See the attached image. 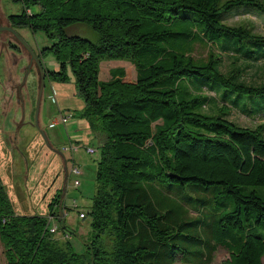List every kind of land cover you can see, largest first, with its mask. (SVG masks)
Masks as SVG:
<instances>
[{"label": "trees", "instance_id": "16d2710c", "mask_svg": "<svg viewBox=\"0 0 264 264\" xmlns=\"http://www.w3.org/2000/svg\"><path fill=\"white\" fill-rule=\"evenodd\" d=\"M14 1L22 7L9 20L44 30L51 43L41 50L60 62L59 70L45 72L67 81L70 64L85 102L82 115L102 140L88 212L92 233L83 252L75 250L73 230L60 218L66 208L60 195L49 202V213L64 222L62 230L70 234L64 239L50 230L47 214L16 212L0 177L7 264H211L219 246L228 249L230 264H263L264 234L252 228L264 222V122L249 126L230 119L228 92L250 94L244 113L264 116L254 110L256 102L264 109V81L242 75V68L264 60V33L226 17L241 11L264 16V0ZM31 6L37 8L27 11ZM79 22L96 30L98 40L68 31ZM200 44L246 63L224 72L218 54H194ZM104 59L130 60L136 80H125L124 68L100 79ZM186 77H198L192 86L207 93L178 97ZM218 85L225 100L204 110ZM149 182L179 190L191 182L198 195L186 199L196 215L179 218L159 207Z\"/></svg>", "mask_w": 264, "mask_h": 264}, {"label": "rangeland", "instance_id": "374dc122", "mask_svg": "<svg viewBox=\"0 0 264 264\" xmlns=\"http://www.w3.org/2000/svg\"><path fill=\"white\" fill-rule=\"evenodd\" d=\"M21 7L19 1L0 0V24L7 25L9 14L19 12ZM36 8L35 6L27 7V11ZM189 11V9H183L182 13ZM226 20L232 24L247 22L256 31L264 33V16L255 12H233L228 14ZM14 29L27 41L39 58L41 57L44 69H60V62L54 53L50 50L46 52L41 50L51 43L43 29L32 30L25 25H15ZM68 31L79 33L93 40H98L99 37L96 30L83 22L73 24L68 27ZM7 37H10L7 31H0V177L2 183L16 212L47 214L48 218L52 215L49 213V202L55 196L60 195L61 198L64 193L63 200L66 206L64 213L67 212L64 222L73 230L70 240L75 250L83 252L85 242L92 233L88 212L96 191V167L99 157V141L94 134L92 135L94 130L89 121L82 115L84 98L78 93L75 77L69 64L67 66L69 80L67 81L45 74L44 88L37 111L42 74L40 66L35 62L24 82L21 83L27 71L25 69L29 65L30 52L25 51L24 47L15 41L12 42L14 44L7 45L4 42ZM211 51L222 58L224 72L236 66L237 63L242 66L246 63L242 59L234 63L235 56L232 53L221 52L212 45L200 44L193 49L196 56L204 59L208 58ZM118 68H124L125 80H136V67L127 59L102 60L100 79L109 80ZM8 70L11 72L10 78L7 74ZM242 75L247 81L263 82L264 60L242 68ZM197 78H183L179 82L177 96L187 95L188 92L206 94V90L200 91L198 87L192 86L191 83H197ZM228 93L233 95L228 100L232 108L230 119L249 126L264 122V116H251L244 113L246 106L250 104V94H242L243 96L239 98L232 92ZM225 98V88L218 85V92L209 97L210 100L202 108L208 110V106L213 102L218 100L221 103ZM257 98L260 99L259 96ZM254 110L264 112L259 102L255 103ZM63 116L67 118L66 121L62 120ZM72 144L77 145L79 149L73 152ZM92 144H95L96 151H87V147ZM73 158H75V164L79 167L80 173L72 172ZM76 179L80 183H75ZM190 183L186 182L183 190L169 183L152 186L149 182L147 187L159 207L170 210L171 214L176 217L192 218L197 211L187 201L186 196L196 197L198 192L191 189ZM211 186L217 188L215 184ZM228 199L232 201L230 197ZM63 200L60 199L62 204ZM80 211L87 212V216L81 217ZM64 222L56 215L51 220L50 226H57L60 232ZM252 231L264 234V222L255 224ZM236 233L241 235L243 229L238 228ZM60 235L55 233L57 237ZM229 261L228 249L219 246L211 264H230ZM0 264H7L1 241ZM174 264L191 263L177 260Z\"/></svg>", "mask_w": 264, "mask_h": 264}, {"label": "water", "instance_id": "95a60500", "mask_svg": "<svg viewBox=\"0 0 264 264\" xmlns=\"http://www.w3.org/2000/svg\"><path fill=\"white\" fill-rule=\"evenodd\" d=\"M1 30H11L14 32V34L17 36V38L22 42V44L24 45L25 48L28 49V51L30 52V61H29V65L27 67V71H25L24 73V77L23 80L25 79V77H27L28 72L30 71L31 67L33 66V64L35 62H37L40 66L41 69V84H40V88H39V97H38V104H37V111L39 110V101L41 100V96H42V92H43V88H44V78H45V69L41 63V60L39 58V56L37 55V53L29 46V44L27 43V41H25L17 32L16 30L11 26V25H0V31ZM38 123V122H37ZM67 171V168H66ZM67 175V174H66ZM67 177V176H66ZM63 196L64 193L62 195V197L60 198L61 200H63ZM61 212V210H60Z\"/></svg>", "mask_w": 264, "mask_h": 264}, {"label": "built area", "instance_id": "2783aa9c", "mask_svg": "<svg viewBox=\"0 0 264 264\" xmlns=\"http://www.w3.org/2000/svg\"><path fill=\"white\" fill-rule=\"evenodd\" d=\"M62 120H63V121H66L67 118H66L65 116H63V117H62ZM77 149H78V146H77V145H75V146H74L73 144L71 145V150H72L73 152H74L75 150H77ZM87 151H89V152H95V151H96V148H95L94 146H89V147H87ZM72 172L80 173V170H79L78 167H75V166H74L73 169H72ZM75 183H80V182H79L78 179H76ZM80 215L83 216V215H84V212L81 211V212H80ZM53 218H55V216H53V214L49 216V220H50V222H51V220H52ZM50 230H51L53 233H56V232L59 231V228H58L57 226H52V227L50 226ZM63 234H64V238L70 237L69 232L63 231Z\"/></svg>", "mask_w": 264, "mask_h": 264}, {"label": "flooded vegetation", "instance_id": "af4514ba", "mask_svg": "<svg viewBox=\"0 0 264 264\" xmlns=\"http://www.w3.org/2000/svg\"><path fill=\"white\" fill-rule=\"evenodd\" d=\"M1 25V24H0ZM7 25H11L13 28H15V24L12 22V21H10L9 20V18H8V23H7ZM2 31V30H1ZM4 31H7V35H9L10 37H7L6 39V41H4V42H6L7 43V45H12V44H14V43H12L13 41H15V42H17L19 45H21V46H23L24 47V45L22 44V42L17 38V36L14 34V32L13 31H11V30H4ZM16 43V44H17ZM15 44V45H16ZM7 47H9V46H7ZM13 47V46H12ZM24 49H25V51H27L28 52V49L27 48H25L24 47ZM29 53V52H28ZM30 54V53H29ZM31 57V56H30ZM41 58V57H40ZM30 59V58H29ZM25 70H27V69H25ZM24 70V71H25ZM7 74H9V78H10V74H11V72L8 70L7 71ZM24 82V80L21 82V83H23Z\"/></svg>", "mask_w": 264, "mask_h": 264}, {"label": "crops", "instance_id": "0c3cea01", "mask_svg": "<svg viewBox=\"0 0 264 264\" xmlns=\"http://www.w3.org/2000/svg\"><path fill=\"white\" fill-rule=\"evenodd\" d=\"M95 135V137L98 139V141H99V143H100V141L102 140V136L100 135V134H95V133H92V135ZM91 146H94L95 147V144H92ZM79 149V148H78ZM76 151V150H75ZM76 163V161H75V158H73V167L75 166V167H77V165L75 164ZM79 168V167H78ZM62 203L60 202V204L59 205H61ZM63 205L65 206V204H64V200H63ZM63 210H61V212H60V218H62V217H65L66 218V216H67V212L66 213H64V212H62ZM81 212V211H80ZM81 216V215H80ZM61 232V233H60ZM60 232L58 231L57 233L58 234H61L60 235V237L59 238H61V239H64V234H63V230L62 229H60Z\"/></svg>", "mask_w": 264, "mask_h": 264}]
</instances>
